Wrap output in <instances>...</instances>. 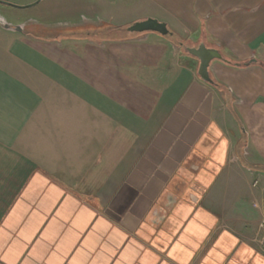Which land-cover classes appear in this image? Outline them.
<instances>
[{
    "label": "crops",
    "instance_id": "obj_1",
    "mask_svg": "<svg viewBox=\"0 0 264 264\" xmlns=\"http://www.w3.org/2000/svg\"><path fill=\"white\" fill-rule=\"evenodd\" d=\"M66 8L0 20V264H264V0Z\"/></svg>",
    "mask_w": 264,
    "mask_h": 264
},
{
    "label": "rangeland",
    "instance_id": "obj_2",
    "mask_svg": "<svg viewBox=\"0 0 264 264\" xmlns=\"http://www.w3.org/2000/svg\"><path fill=\"white\" fill-rule=\"evenodd\" d=\"M12 4L24 5L30 2L22 0H5ZM67 0H40L33 6L18 8L12 5L0 3V20L10 24H25L27 29H35L42 34L48 31L41 30V24L67 23L66 19H71L72 15L66 8ZM79 12V11H78ZM74 12L75 14L78 13ZM49 33H51L49 31Z\"/></svg>",
    "mask_w": 264,
    "mask_h": 264
},
{
    "label": "water",
    "instance_id": "obj_3",
    "mask_svg": "<svg viewBox=\"0 0 264 264\" xmlns=\"http://www.w3.org/2000/svg\"><path fill=\"white\" fill-rule=\"evenodd\" d=\"M40 0H34L24 5L12 4L5 0H0V3H5L18 8L30 7L38 3ZM16 30H20V26L15 27ZM129 31L142 32V31H156L162 35L169 34L170 31L165 22L159 21L156 18L147 17L143 20L135 21L127 28ZM186 50L191 55L195 56L199 63L197 73L204 81L210 82L211 78L208 73V66L212 59L221 58L220 52L213 47H207L203 42H200L197 46L186 47Z\"/></svg>",
    "mask_w": 264,
    "mask_h": 264
},
{
    "label": "trees",
    "instance_id": "obj_4",
    "mask_svg": "<svg viewBox=\"0 0 264 264\" xmlns=\"http://www.w3.org/2000/svg\"><path fill=\"white\" fill-rule=\"evenodd\" d=\"M221 59L224 60V61H226L227 63H230V64L240 65V62H238L236 60H233V59H230V58L225 57V56L221 57ZM210 84H212L215 87L221 89V84L217 80H215V79H211Z\"/></svg>",
    "mask_w": 264,
    "mask_h": 264
},
{
    "label": "built area",
    "instance_id": "obj_5",
    "mask_svg": "<svg viewBox=\"0 0 264 264\" xmlns=\"http://www.w3.org/2000/svg\"><path fill=\"white\" fill-rule=\"evenodd\" d=\"M259 227L264 228V220L259 224ZM258 244L259 251L264 255V234L259 237Z\"/></svg>",
    "mask_w": 264,
    "mask_h": 264
}]
</instances>
